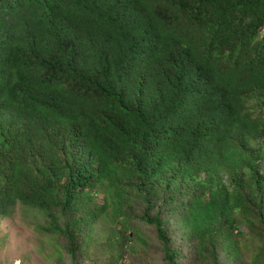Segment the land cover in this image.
<instances>
[{
  "label": "trees",
  "instance_id": "trees-1",
  "mask_svg": "<svg viewBox=\"0 0 264 264\" xmlns=\"http://www.w3.org/2000/svg\"><path fill=\"white\" fill-rule=\"evenodd\" d=\"M18 206L54 264H264V0H0Z\"/></svg>",
  "mask_w": 264,
  "mask_h": 264
},
{
  "label": "rangeland",
  "instance_id": "rangeland-1",
  "mask_svg": "<svg viewBox=\"0 0 264 264\" xmlns=\"http://www.w3.org/2000/svg\"><path fill=\"white\" fill-rule=\"evenodd\" d=\"M50 239L35 231L33 218H30L26 210L17 207L8 218L0 222V264H54L56 251ZM95 254L94 260L101 256L100 253ZM89 256L81 257L79 264H94L85 260ZM68 263L69 258H66L65 264ZM136 264H144V261ZM150 264H163V260L153 257Z\"/></svg>",
  "mask_w": 264,
  "mask_h": 264
},
{
  "label": "clouds",
  "instance_id": "clouds-1",
  "mask_svg": "<svg viewBox=\"0 0 264 264\" xmlns=\"http://www.w3.org/2000/svg\"><path fill=\"white\" fill-rule=\"evenodd\" d=\"M18 207H19V206H18ZM13 211H14V210H13ZM13 211H12V212H13ZM12 212H11V213H12Z\"/></svg>",
  "mask_w": 264,
  "mask_h": 264
},
{
  "label": "bare ground",
  "instance_id": "bare-ground-1",
  "mask_svg": "<svg viewBox=\"0 0 264 264\" xmlns=\"http://www.w3.org/2000/svg\"><path fill=\"white\" fill-rule=\"evenodd\" d=\"M183 176V175H182Z\"/></svg>",
  "mask_w": 264,
  "mask_h": 264
}]
</instances>
